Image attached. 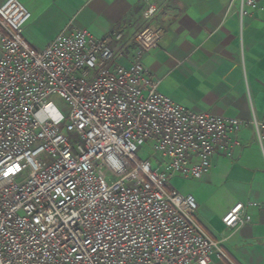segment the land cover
Here are the masks:
<instances>
[{"label": "built area", "instance_id": "1", "mask_svg": "<svg viewBox=\"0 0 264 264\" xmlns=\"http://www.w3.org/2000/svg\"><path fill=\"white\" fill-rule=\"evenodd\" d=\"M144 1L146 25L127 41L119 30L65 29L43 50L24 38L29 10L0 3V264H214L223 255L196 221L195 197L166 184L208 175L216 156L242 145L244 127L263 144L264 120L197 113L162 94L143 59L166 30ZM243 1L247 12L262 0ZM256 206L237 203L225 227L250 224Z\"/></svg>", "mask_w": 264, "mask_h": 264}, {"label": "crops", "instance_id": "2", "mask_svg": "<svg viewBox=\"0 0 264 264\" xmlns=\"http://www.w3.org/2000/svg\"><path fill=\"white\" fill-rule=\"evenodd\" d=\"M150 1L159 8L155 20L166 32L143 64L160 80V92L197 113L264 120V0L247 12H242L247 10L243 0ZM21 3L31 13L24 38L36 50L65 29H85L96 38L119 30L127 41L146 25L144 0ZM133 52L119 63L128 67ZM238 137L242 145L233 156H216L202 179L175 177L177 191L195 197L198 225L219 244L223 255L215 254L214 264H264V143L250 126ZM189 182L188 190L181 191ZM239 202L258 206L249 209L250 224L228 229L223 218Z\"/></svg>", "mask_w": 264, "mask_h": 264}, {"label": "rangeland", "instance_id": "3", "mask_svg": "<svg viewBox=\"0 0 264 264\" xmlns=\"http://www.w3.org/2000/svg\"><path fill=\"white\" fill-rule=\"evenodd\" d=\"M21 2V0H19ZM53 101L55 102V104L58 106L59 109L63 110L65 108V104L63 103V101H61L60 99H57V98H53ZM76 140L79 141L78 137H75ZM82 145H83V142H80ZM152 156L150 153H147V152H143L139 155L140 158L142 159H147L148 157ZM153 162H156L155 160ZM188 181H193V180H188ZM191 182H189L188 184H186V186H182L180 189L181 191L183 192H186L189 188ZM178 186H179V181L178 179H174L172 180L170 183H167L166 184V189L171 192V191H174V190H177L178 189Z\"/></svg>", "mask_w": 264, "mask_h": 264}]
</instances>
